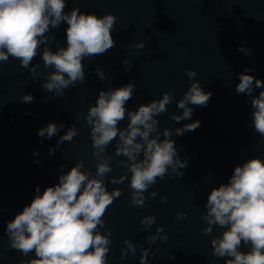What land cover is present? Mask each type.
Returning a JSON list of instances; mask_svg holds the SVG:
<instances>
[{
    "label": "water",
    "instance_id": "obj_1",
    "mask_svg": "<svg viewBox=\"0 0 264 264\" xmlns=\"http://www.w3.org/2000/svg\"><path fill=\"white\" fill-rule=\"evenodd\" d=\"M76 7L82 13L117 18L112 32L116 46L82 61L83 83L65 89L63 96L42 89L46 75L53 71L44 67V45L29 65H39L35 78L16 59L0 62V264H20L34 258V254L24 257L11 249L5 229L6 223L30 204L37 185L43 192L58 183L61 165L67 172L80 161L84 170L95 176L90 128L84 117L100 90L122 87L133 80L136 89L126 104L129 111L161 99L164 92L175 97L167 111L155 118L161 139L165 128L173 131L170 138L179 158L188 165L178 169L183 176L166 175L157 180L144 193L148 197L144 207H135L130 202V172L122 184L110 183L113 176L118 178L127 169L117 166L118 160L126 158L113 155L117 140L109 144L106 153L113 156V171L104 182L109 192L120 188L122 195L107 209L104 228L100 229L102 234L105 230L112 233L107 264H139L141 250L148 248V264H224L227 258L212 255L211 240L226 229L213 226V232L206 235L203 216L207 195L213 187L227 182L234 167L252 158L264 160V137L255 132L251 122V98L235 92L238 74L245 69H254L246 74L264 81V0H66L65 13ZM66 28L62 23L46 34L54 37L47 45L53 52L67 46ZM138 43L145 47L134 48ZM240 46L250 49L248 56L238 51ZM124 60L129 61L127 66ZM97 67L103 69L105 80L95 74ZM187 69L196 72L194 80L205 92H211L212 98L207 107H194L191 120L176 123L170 116L182 114L176 104L193 82L185 74ZM28 94L34 102L21 103V97ZM197 120L201 122L198 129L175 136V128ZM50 122L64 124L65 131L75 126L78 133L51 156L48 149L59 137L41 143L37 135ZM127 123L126 118L118 127L124 129ZM34 151L38 155L34 156ZM35 160L42 163L35 164ZM151 192L157 193L155 198ZM164 196L168 199L161 203ZM181 212L187 213L185 219L177 218ZM145 216H154L156 221L147 230L140 223ZM157 227L164 229L160 235L167 233L168 239H157L150 245L145 238L155 235ZM126 239L137 250L122 259Z\"/></svg>",
    "mask_w": 264,
    "mask_h": 264
},
{
    "label": "clouds",
    "instance_id": "obj_2",
    "mask_svg": "<svg viewBox=\"0 0 264 264\" xmlns=\"http://www.w3.org/2000/svg\"><path fill=\"white\" fill-rule=\"evenodd\" d=\"M66 0H0V62L9 58L19 61L20 66L29 69L35 78L39 75V65L29 68L44 45L42 60L46 69L53 71L46 75L41 88L49 93L63 96L64 90L74 87L85 80L82 61L86 57L101 56L116 46L112 37L117 18L108 14L98 17L95 14L82 13L79 7L65 13ZM62 23L65 29L66 47H58L53 52L47 45L54 37L46 34L50 29L58 28ZM136 49L145 47L144 43L133 45ZM238 51L249 55L250 49L240 46ZM124 65L129 61L124 60ZM254 69H245L238 74L239 83L235 87L237 94L251 98V122L256 133L264 137V81L246 74ZM95 74L101 81L105 74L100 67ZM185 74L193 81L176 107L182 114H173L170 119L176 123L192 119L194 107H207L212 98L211 92H205L198 81L196 72L187 69ZM136 84L133 81L122 87L100 90L94 106H90L84 117L90 128L92 155L96 161L95 176L84 170L80 161L67 172L60 166L58 183L45 187H35L30 204L25 205L13 219L6 223L9 247L28 257L20 264H107L111 231L105 230L103 217L114 200L122 195L120 188L107 190L104 178L113 171L106 149L114 140L115 157H124L117 166L127 169L120 177L113 176L110 183L122 184L131 173L129 187L132 190L130 202L143 208L148 197L144 195L157 180L166 175L183 176L178 169H184L188 161L179 158L175 141L170 137L173 131L165 128L158 131L159 121L155 118L167 111L175 97L164 92L161 99L141 104L136 110L126 107L133 98ZM34 102L31 94L23 95L21 103ZM27 114V113H26ZM127 118L124 129L118 125ZM201 126L200 121L185 123L175 128V136H182ZM64 133L60 135V133ZM37 135L41 143L45 139L58 136L54 147L48 149L51 156L64 142H71L78 135L75 126L67 128L64 124L50 122L41 127ZM181 151L183 150L181 146ZM33 155H38L34 151ZM142 155V159H140ZM35 164L42 161L35 160ZM171 169V173H169ZM156 192H151L155 198ZM168 199L161 197V203ZM206 214L203 216L207 227L206 235L213 232V226L226 230L211 240L212 255L227 258L224 264H264V160L252 158L234 167L226 183L213 187L207 195ZM187 213H177L178 219H185ZM154 216H145L140 223L147 230L155 224ZM162 227L156 228L155 235L145 239L151 245L157 239L167 241L168 236ZM127 248L122 251L123 259L128 253L135 255L136 246L129 240L124 241ZM247 247V251H241ZM151 249H142L139 264H148L147 257ZM174 259V257H173Z\"/></svg>",
    "mask_w": 264,
    "mask_h": 264
}]
</instances>
